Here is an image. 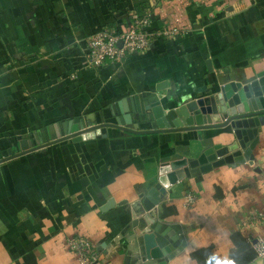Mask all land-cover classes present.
Segmentation results:
<instances>
[{
	"label": "crops",
	"instance_id": "obj_1",
	"mask_svg": "<svg viewBox=\"0 0 264 264\" xmlns=\"http://www.w3.org/2000/svg\"><path fill=\"white\" fill-rule=\"evenodd\" d=\"M145 7L152 27L176 22L186 33L153 40L119 63L85 67V38L120 29L128 10ZM262 70L264 0H0V160L8 149L18 152L22 138L34 144L49 125L109 121L148 92L173 107ZM259 122L253 161L185 175L167 187L158 216L181 225L186 241L168 264H234L232 236L239 233L251 249L264 240V223L254 221L264 208V116ZM234 140L230 126L146 135L107 128L105 137L64 140L1 161L0 264H78L67 246L77 236L92 242L94 264H142L129 204L158 182L162 163ZM186 193L194 195L191 207L184 206Z\"/></svg>",
	"mask_w": 264,
	"mask_h": 264
},
{
	"label": "water",
	"instance_id": "obj_2",
	"mask_svg": "<svg viewBox=\"0 0 264 264\" xmlns=\"http://www.w3.org/2000/svg\"><path fill=\"white\" fill-rule=\"evenodd\" d=\"M167 102L155 93L134 98L130 109L113 113L106 121L73 120L40 129L34 137L19 140V151L2 153L1 161L45 148L64 140L78 142L106 136L107 128L135 135L198 131L230 126L235 140L230 144H210L196 158H181L162 163L159 179L138 199L129 204L130 227L140 239L142 264H168L186 246L183 228L179 224L161 223L156 206L166 198L167 187L185 175L203 174L222 165L245 164L254 160L258 143L259 118L264 116V70L245 82H228L212 94L193 96L167 107ZM259 173L260 169L255 168ZM110 200L102 211L113 206Z\"/></svg>",
	"mask_w": 264,
	"mask_h": 264
},
{
	"label": "built area",
	"instance_id": "obj_3",
	"mask_svg": "<svg viewBox=\"0 0 264 264\" xmlns=\"http://www.w3.org/2000/svg\"><path fill=\"white\" fill-rule=\"evenodd\" d=\"M239 2L241 0H226ZM153 13L149 8L132 9L127 12V21L120 29L104 27L85 38L84 65L89 68L101 67L107 63H119L127 55L144 52L150 48L153 40L158 38L174 39L183 36L187 29L176 22H164L161 27H152ZM194 195L186 193L184 206L191 207ZM254 221L264 223V208L254 216ZM70 250L77 258L78 264H94L98 258L92 242L83 236L71 238ZM256 258L264 261V240L254 244Z\"/></svg>",
	"mask_w": 264,
	"mask_h": 264
},
{
	"label": "trees",
	"instance_id": "obj_4",
	"mask_svg": "<svg viewBox=\"0 0 264 264\" xmlns=\"http://www.w3.org/2000/svg\"><path fill=\"white\" fill-rule=\"evenodd\" d=\"M232 241L238 247L237 253L232 256V261L234 262V264H247L251 260L256 258V253L254 248L253 249L249 248L246 240L239 233L232 236ZM204 254L208 256L209 259L212 258L209 252L205 251ZM192 256L194 257L197 255L193 253ZM200 264H203V262H200Z\"/></svg>",
	"mask_w": 264,
	"mask_h": 264
}]
</instances>
